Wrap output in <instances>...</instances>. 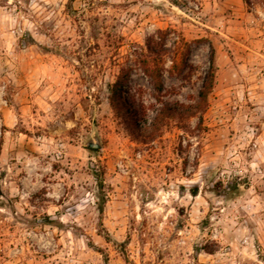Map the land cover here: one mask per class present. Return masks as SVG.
I'll return each mask as SVG.
<instances>
[{"label": "rangeland", "instance_id": "374dc122", "mask_svg": "<svg viewBox=\"0 0 264 264\" xmlns=\"http://www.w3.org/2000/svg\"><path fill=\"white\" fill-rule=\"evenodd\" d=\"M0 138V264H264V0H0Z\"/></svg>", "mask_w": 264, "mask_h": 264}, {"label": "trees", "instance_id": "16d2710c", "mask_svg": "<svg viewBox=\"0 0 264 264\" xmlns=\"http://www.w3.org/2000/svg\"><path fill=\"white\" fill-rule=\"evenodd\" d=\"M215 69H216L215 52L213 46L210 45L208 69L206 72L203 86L198 93L197 106L199 108L206 107L208 95L211 93L214 86ZM144 73L151 80L154 90L160 92L162 90V76L158 64H155L154 67H148V66L145 67ZM121 80L122 79L117 80V82L111 86V96L109 98L110 106L111 109L114 111V113L120 116L130 128L136 130L138 127V123L136 122L137 112L135 110V104L132 100H128L129 105L123 101L122 96L124 91L122 89ZM190 109L191 108H188L187 110ZM176 112L177 111L173 106L164 107L156 116V118L153 120V123H162L164 120L170 117H174L176 115ZM2 130L3 127L1 128V132ZM1 145H2V139L0 138V150H1ZM95 176L97 178V175ZM225 186H226L225 188H227V192H229L230 194H233L239 188V184L232 185V182H227ZM192 194L195 195V191H193ZM203 251L207 254H210L212 252L210 249H206V248L203 249Z\"/></svg>", "mask_w": 264, "mask_h": 264}, {"label": "crops", "instance_id": "0c3cea01", "mask_svg": "<svg viewBox=\"0 0 264 264\" xmlns=\"http://www.w3.org/2000/svg\"><path fill=\"white\" fill-rule=\"evenodd\" d=\"M4 153H5V144H3L2 142L1 150H0V167H2L7 161V157L6 155H4Z\"/></svg>", "mask_w": 264, "mask_h": 264}, {"label": "water", "instance_id": "95a60500", "mask_svg": "<svg viewBox=\"0 0 264 264\" xmlns=\"http://www.w3.org/2000/svg\"><path fill=\"white\" fill-rule=\"evenodd\" d=\"M91 148H95L96 146L95 145H90Z\"/></svg>", "mask_w": 264, "mask_h": 264}]
</instances>
